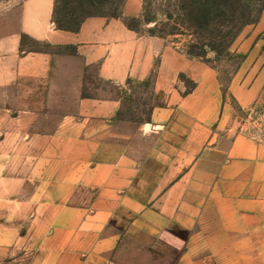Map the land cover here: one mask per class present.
Masks as SVG:
<instances>
[{
  "label": "crops",
  "instance_id": "crops-1",
  "mask_svg": "<svg viewBox=\"0 0 264 264\" xmlns=\"http://www.w3.org/2000/svg\"><path fill=\"white\" fill-rule=\"evenodd\" d=\"M55 4L24 0L0 36V112L27 99L0 128V264H264V141L225 121L217 69L130 29L143 0L77 32L56 27ZM263 31L264 11L238 38L229 93L244 109L264 86ZM92 68L120 90L152 81L148 122L132 130L121 98L84 96Z\"/></svg>",
  "mask_w": 264,
  "mask_h": 264
},
{
  "label": "trees",
  "instance_id": "trees-1",
  "mask_svg": "<svg viewBox=\"0 0 264 264\" xmlns=\"http://www.w3.org/2000/svg\"><path fill=\"white\" fill-rule=\"evenodd\" d=\"M82 6L89 8L110 6L109 12L95 11L76 14L69 11L59 14L58 0L53 13V22L60 30L77 32L82 23L94 16L121 18L119 6L125 0H76ZM148 3V0H145ZM162 19L152 11L150 4L144 9L142 21L152 25L148 33L162 38H173V42L182 45L181 50L192 59H197L211 66V55L219 59L232 56V46L248 25L257 24L264 11V0H252L260 3V10L254 16L253 7L248 6V0H158ZM140 18L125 19L126 25L134 30V23ZM26 38L22 37V42ZM35 42V41H34ZM38 43V42H37ZM244 60V58H243ZM242 60V61H243ZM242 63V62H241ZM241 65V64H240ZM214 67V66H213ZM215 68V67H214Z\"/></svg>",
  "mask_w": 264,
  "mask_h": 264
},
{
  "label": "rangeland",
  "instance_id": "rangeland-1",
  "mask_svg": "<svg viewBox=\"0 0 264 264\" xmlns=\"http://www.w3.org/2000/svg\"><path fill=\"white\" fill-rule=\"evenodd\" d=\"M23 1L24 0H0V36L5 34L8 29H10V26L3 24L8 15H13L11 25L16 23L15 15L19 13L20 6ZM148 3L150 4L152 11L157 13L158 18L162 19V12L159 11V8L161 7L159 1L148 0ZM148 3L143 0V13ZM123 5L124 2L119 6V12H121ZM248 6L253 7V14L254 16H257V12L261 7L260 3H256L254 5L252 0H248ZM57 7L60 16L69 11L79 14L81 11L87 13L95 11L109 12L110 9V6L98 7L97 5L95 8H89L86 5L81 7L79 2L76 0H58ZM134 24L139 32H149L150 29H153V24L149 26L144 24L142 18H140L138 23ZM170 39L173 41V38ZM242 39L243 38L240 40L237 39V42H235L232 46V56L230 58L221 57L217 59L214 55H211V64L217 69L220 82L222 84V90L226 98L225 121L227 124L233 127V129L237 132H245L258 140L264 141V86L260 90L258 97L252 105L246 109L242 108L238 101L229 93L230 82L234 74L238 71L243 58H246L248 54V52L244 54H239L237 52ZM23 43L24 48L31 51L49 50L55 53L64 52L60 49H53L46 44L37 43L29 39H25ZM256 43H259L258 57L261 59V68H264V31L257 37ZM180 46L182 47V45ZM186 85H188L187 87L191 89L194 84L193 82H188ZM36 88L38 89V87ZM83 95L121 98L123 105L119 114V119L122 122L129 124L132 130H137L142 124L148 122L152 108L160 103L153 90L152 81L146 83H131L126 88H123V90H120L115 85L101 81L98 78L96 68L86 71ZM16 100L18 101L16 104L17 109L21 108V101H27L26 98H17ZM17 109H14L15 112H13L12 119L10 120H7L4 117V112H0V128L4 126L6 120L7 125L11 124L13 127H15V123L21 122L19 118V110Z\"/></svg>",
  "mask_w": 264,
  "mask_h": 264
}]
</instances>
